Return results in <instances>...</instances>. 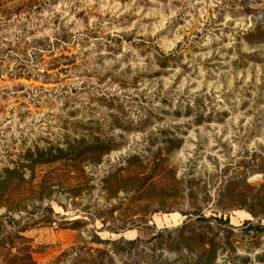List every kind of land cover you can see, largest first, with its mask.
<instances>
[{
  "label": "rangeland",
  "instance_id": "obj_1",
  "mask_svg": "<svg viewBox=\"0 0 264 264\" xmlns=\"http://www.w3.org/2000/svg\"><path fill=\"white\" fill-rule=\"evenodd\" d=\"M0 264H264V0H0Z\"/></svg>",
  "mask_w": 264,
  "mask_h": 264
},
{
  "label": "built area",
  "instance_id": "obj_2",
  "mask_svg": "<svg viewBox=\"0 0 264 264\" xmlns=\"http://www.w3.org/2000/svg\"><path fill=\"white\" fill-rule=\"evenodd\" d=\"M53 226H55V223H52Z\"/></svg>",
  "mask_w": 264,
  "mask_h": 264
}]
</instances>
